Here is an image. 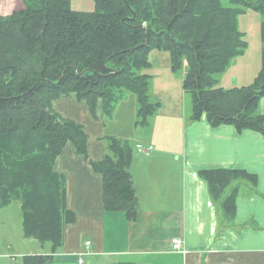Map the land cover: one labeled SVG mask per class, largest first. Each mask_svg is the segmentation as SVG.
<instances>
[{
  "label": "trees",
  "instance_id": "obj_1",
  "mask_svg": "<svg viewBox=\"0 0 264 264\" xmlns=\"http://www.w3.org/2000/svg\"><path fill=\"white\" fill-rule=\"evenodd\" d=\"M93 0L94 9L71 8L70 0H19L0 10V208L20 204L23 235L49 253L25 254L21 264H50L63 244L64 228L75 215L67 206L66 178L55 161L67 144L87 158L83 126L61 116L54 102L74 94L93 116L101 107L111 116L123 93L136 98V123L144 125L159 103L149 97L151 51L169 53L171 69L185 72L193 121L205 115L212 126L264 135V0ZM259 11L261 67L248 85L222 88L218 76L244 52L237 17L244 8ZM103 158L90 161L102 177L103 207L138 215L129 166L128 141L105 136ZM214 198L236 178L256 183L243 170L199 172ZM234 188L221 201L236 210ZM114 264H140L118 262Z\"/></svg>",
  "mask_w": 264,
  "mask_h": 264
},
{
  "label": "crops",
  "instance_id": "obj_2",
  "mask_svg": "<svg viewBox=\"0 0 264 264\" xmlns=\"http://www.w3.org/2000/svg\"><path fill=\"white\" fill-rule=\"evenodd\" d=\"M169 58L158 50L149 55L151 96L159 106L147 124L136 123L138 104L128 92L107 120L101 107L93 116L74 94L54 102L61 116L85 129L88 156L77 155L69 143L55 161V169L65 175L67 206L75 219L65 226L63 244L50 264H79V257L82 264H264V135L238 132L229 124L212 126L205 115L191 120L183 76L168 67ZM258 110L264 114V97ZM108 123L118 127L107 131ZM138 129L144 137L134 141L130 134ZM105 136L131 140L129 171L138 201L135 220L103 207L102 177L90 161L103 158ZM139 145L152 149L144 154L137 151ZM220 169L246 171L256 176V183L233 179L223 195L214 198L199 172ZM234 188L235 213H225L221 201ZM10 212L16 232L33 243L19 229L20 204L0 208L2 214ZM172 237L181 238V250H171ZM39 246L36 243L38 249L24 254L49 253V246L41 244L40 250Z\"/></svg>",
  "mask_w": 264,
  "mask_h": 264
},
{
  "label": "rangeland",
  "instance_id": "obj_3",
  "mask_svg": "<svg viewBox=\"0 0 264 264\" xmlns=\"http://www.w3.org/2000/svg\"><path fill=\"white\" fill-rule=\"evenodd\" d=\"M16 1L17 0H0V10L3 13L9 12L10 6L15 4ZM224 3L228 4V1L224 0ZM70 5L72 9L82 12H88L94 9L93 0H70ZM21 6L22 4L19 0L16 7ZM262 20V14L259 11L249 7L244 8V11L238 15L237 25L238 29L243 33L244 40L246 41V47L241 55L233 59L224 73L218 76V85L220 87L222 85V88L225 89L228 87H240L243 85H248L253 81L257 72L260 70L262 54L260 24ZM168 67L171 69V61H169ZM185 69L186 68L183 65V68L176 73L182 74L183 76ZM152 89L154 90V84L150 81L148 92L150 99L153 101L154 98L151 96ZM187 99L190 102L189 94H187ZM111 116H105V119L107 120ZM117 127L118 126L115 125L111 126L108 123L106 129L107 131H110ZM130 136L132 137L131 139H134V141L136 138L144 137L140 129H138L135 133L131 132ZM127 141L132 148L131 140L127 138ZM11 203L16 204L17 201H13ZM14 207L15 205H11L10 208L14 209ZM7 214L0 213V264H21V257L25 255L24 253L29 252V249H38L36 248V243L40 245L39 250L40 248H43L40 242L36 239L34 241L32 238L33 243H28L26 240L24 241L23 238L19 236L18 232H16L17 230L14 227L15 225L13 221L15 220V216L11 212ZM18 225L20 231L23 233L22 224ZM23 236L24 235H22V237ZM44 245L49 246L48 243H44ZM11 254L15 257L13 260L10 258Z\"/></svg>",
  "mask_w": 264,
  "mask_h": 264
},
{
  "label": "built area",
  "instance_id": "obj_4",
  "mask_svg": "<svg viewBox=\"0 0 264 264\" xmlns=\"http://www.w3.org/2000/svg\"><path fill=\"white\" fill-rule=\"evenodd\" d=\"M152 149V146H147V147H142V146H137V151L139 152H142L144 154H148L150 152V150ZM89 241H86V245H89ZM170 248L171 250H174V251H179L182 249V240L181 238L179 237H172L171 240H170ZM83 262V259L82 257H79L78 258V263L79 264H82Z\"/></svg>",
  "mask_w": 264,
  "mask_h": 264
}]
</instances>
